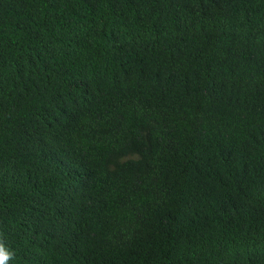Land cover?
<instances>
[{"label":"trees","instance_id":"16d2710c","mask_svg":"<svg viewBox=\"0 0 264 264\" xmlns=\"http://www.w3.org/2000/svg\"><path fill=\"white\" fill-rule=\"evenodd\" d=\"M7 264H264V0H0Z\"/></svg>","mask_w":264,"mask_h":264},{"label":"clouds","instance_id":"9594fccd","mask_svg":"<svg viewBox=\"0 0 264 264\" xmlns=\"http://www.w3.org/2000/svg\"><path fill=\"white\" fill-rule=\"evenodd\" d=\"M10 252L3 243H0V264H7V261L12 257Z\"/></svg>","mask_w":264,"mask_h":264}]
</instances>
